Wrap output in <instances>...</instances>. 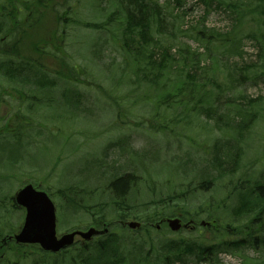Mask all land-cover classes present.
Segmentation results:
<instances>
[{
  "label": "rangeland",
  "instance_id": "1",
  "mask_svg": "<svg viewBox=\"0 0 264 264\" xmlns=\"http://www.w3.org/2000/svg\"><path fill=\"white\" fill-rule=\"evenodd\" d=\"M18 1L19 6L17 0H0V3L8 4L9 10L18 9V23L26 19L27 14L31 18L25 25V37L19 35L15 38L22 43V55L36 59L50 70L46 73L48 76H51L52 69L59 70L53 54L69 57L67 63L69 67H77L75 71L80 79L77 83L68 80L70 87L79 90L84 99L81 108L75 111L63 105L51 109V103L45 100L47 97L40 93L35 96L43 102L42 105L33 104L29 92L23 100L16 91L4 95V103L0 104V128L17 126L23 129V133H20L19 143L8 141L0 144V240L17 233L22 227L24 216L17 213L13 196L18 189L31 184L46 192L53 201L57 236L89 228L108 230L104 235L91 239L88 247L87 243L83 244L80 238H76L74 247L65 250L67 264H84L86 255L78 254V249L94 251L96 244L105 242L110 244L108 256L116 257L124 264H181L173 258L177 249L184 251L185 247L194 249L198 245L218 250L209 257V261H213L198 264H264V229L259 228L260 232L257 226L253 229L258 234L255 235L257 241L260 240L258 247H253L251 240L254 238L250 234H243L241 229L237 232L238 228H232L230 220L220 215L228 211L215 208L220 202L226 207L232 204L229 188L189 193L186 208L184 203H174L154 224L144 222L146 214L132 217L135 210L144 212L145 205L152 199L182 193L189 184H193L192 189L195 183L202 181L201 174L212 161L215 146L226 137L222 131L230 126L236 104L244 103L242 97L256 100L248 108L259 118L247 133H243V143L242 139L239 141L242 154L229 153L234 154L236 164L240 165L232 179L249 177L256 180L263 175L264 101L258 98L264 99V58L260 51V44H264L260 38L264 26L261 23L252 25L245 20L242 25H236L231 10L224 7L227 0H214L208 7L200 0H182L180 7L173 4L174 10L164 8L168 0H152L162 7L167 22L174 27L173 30L167 26V34L172 30L173 33L162 36V42L172 44L174 48L179 43L187 44L200 54L201 67L211 68L201 76L200 83L207 84V89L218 98L212 106L215 109L219 107L218 112L224 117L218 124L216 115L212 120L201 116L195 119L190 115L188 119L184 108H176L175 111L168 110L164 119L161 112H154L153 105H145L148 103L142 100L153 95L150 91L145 92L144 82H140L138 87L134 76H126L124 83L121 82L124 74L119 66L121 58L110 39L113 26H106L107 19L119 7L113 5V1ZM232 1L250 7H264V0ZM23 4H28L27 9L32 10H25ZM118 13V16L122 14ZM27 24L31 27L27 28ZM190 28L206 29L212 33L215 40L212 47L207 50L205 41L197 40L193 31L186 34L188 37L179 33V30ZM252 33L259 35L258 40L248 38ZM152 34H156L154 27ZM53 37L62 41L57 44L59 53L52 49ZM33 45L41 51L38 56L33 53ZM213 66L217 70L212 73ZM248 66L252 67L247 71L244 67ZM76 72L73 73L74 79H77ZM243 76L248 77L247 80L238 84ZM212 82L216 84L212 85ZM104 94L114 96L119 105H112ZM160 122L169 123L170 128L163 133L153 132L150 126ZM224 151L220 155H224ZM138 153L141 155L139 159L136 157ZM217 168L210 169L211 175L207 174V177L214 176ZM118 174H133L138 178L125 196L124 211L129 218L124 220L113 210L112 197L107 191L109 183ZM69 186L80 189L75 200L77 203L67 205V211L62 210L60 215L56 196L51 194ZM206 199L211 202L209 206L204 205ZM198 206L203 214L196 218L187 216V221H192L194 228L174 232L162 223L167 218L183 219L181 210L192 211ZM99 211L102 219L95 218ZM244 220L243 226L250 221L249 218ZM201 221L211 224L202 227ZM124 222L140 223L141 228L122 227ZM157 224L159 228L156 230ZM238 242V249L237 246L233 248ZM3 251H0V264H45L51 261L52 255L56 259L63 254L48 256L31 248ZM185 262L196 264L193 256H187Z\"/></svg>",
  "mask_w": 264,
  "mask_h": 264
},
{
  "label": "trees",
  "instance_id": "2",
  "mask_svg": "<svg viewBox=\"0 0 264 264\" xmlns=\"http://www.w3.org/2000/svg\"><path fill=\"white\" fill-rule=\"evenodd\" d=\"M13 2V0H11ZM113 5L116 4L118 10L111 14L106 21V26L112 25V39L115 43L117 53L120 55L121 63L119 64L121 72L124 73L121 76V82L124 83L126 76H134V82L140 87V82H144L146 91H150L153 95L143 97L142 100L145 105H153L154 112L160 114L165 119L166 112L170 109L175 111L176 108H184L189 115L195 119L198 117H204L207 120L214 119L217 116V124L223 120V115L218 112L219 107L216 109L212 105L218 99L214 97L213 92L207 89V84L200 83L203 75L208 73L211 68L201 67L200 54L196 50H192L187 44H180L174 48L172 44L163 43L162 36L173 33L174 27L167 22L162 7L158 5L156 1L152 0H111ZM182 0H168L164 8L174 10V6L180 7ZM207 7L213 4L214 0H200ZM224 7L231 10L233 19L236 25H242L244 20L252 25H259L261 23L264 26V7L258 8L253 6H246L244 3L227 0ZM10 2V0H7ZM17 5H21L17 0ZM233 3V4H232ZM28 4H23L25 10ZM242 6L243 9H240ZM245 8V9H244ZM13 9V8H12ZM18 9L9 10V5L0 3V104L4 103V97L9 93L16 91V93L24 98L27 92L30 94V100L35 105H42L35 94H44L47 102L51 103V109L63 105L66 108L72 110H79L82 105L83 94L77 89H71V84L68 80H74L76 83L80 81L78 72L75 71L77 67L68 65L69 57L58 56L57 53L52 55L54 62L58 63L59 70H51V76H48L46 67L41 66L36 59L27 58L22 55V43L18 41L19 35L24 38L26 35L25 25L31 19L27 17L20 23L17 22L16 14ZM118 12L122 14L119 15ZM117 17V18H116ZM117 21H116V19ZM35 24V23H34ZM246 24V23H245ZM170 25L173 30L167 34V26ZM31 27V24H27V28ZM155 28V35L152 34V28ZM239 27V26H237ZM20 28V30L18 29ZM202 31L198 28H190L188 30H179V33L186 35L188 32L193 31L197 40L205 41L206 49L209 50L212 47L213 40L212 33H209L206 29ZM260 32V31H259ZM258 32V34H259ZM258 36L252 33L248 38L258 40ZM185 37H188L186 35ZM261 39L264 40V33H262ZM62 41L53 37L51 39V46L54 52L60 51L57 47L58 43ZM221 42V41H220ZM222 44H226L227 42ZM222 47L227 45H220ZM260 51L264 58V44H260ZM33 53L38 56L41 51L33 45ZM252 66L244 67L247 71ZM217 68L213 66L211 72H216ZM239 70H243L240 69ZM76 72L77 79L73 78V73ZM202 76V77H201ZM264 77V74H262ZM248 77L243 76L237 81L241 84L247 80ZM130 80V79H128ZM211 83V81H210ZM83 84V83H81ZM216 82H212V85ZM10 88V89H9ZM99 88V87H98ZM55 92L57 94H55ZM5 95V96H4ZM107 101L112 105H119L117 99L114 96L104 94ZM129 98V97H127ZM244 103L238 105L234 111V115L231 118L230 126L227 130L222 131V134L226 137L218 145L215 146L214 156L208 168L201 174L200 183H195V186L191 188L193 184H189L184 192L174 193L172 196H167L162 199H152L150 204L145 205L144 212L133 211L132 217L137 218L138 214H146L145 223H156L162 219V212L166 208L174 203H184V208L187 207V196L189 193L194 192L207 193L214 190H224L229 188L231 193L232 204L229 207L224 206V203H217L215 208H224L228 212L220 213L222 218H226L229 221L232 228L243 229L244 220L249 218V224L258 225L263 222L264 218V173L256 180H252L249 177H241L233 180L232 177L236 174L240 165L236 164L234 154H242L240 147V139L251 128L254 121L259 117L251 111L252 103L256 100H249L246 97H242ZM261 102L264 99H259ZM257 100V101H258ZM264 104V103H263ZM81 108V107H80ZM152 114V113H151ZM161 118V117H160ZM246 119L243 121L242 119ZM159 121V120H158ZM28 123V122H27ZM28 126L27 124H22ZM151 130L155 133H163L170 128L169 123L160 122L158 125H151ZM23 129H19L15 126L11 129V126L4 125L0 128V144L7 143L8 141H14L19 143L21 141V134ZM20 137L18 138V136ZM25 136V135H24ZM238 137V138H235ZM241 142V141H240ZM224 151V155H220V152ZM231 151H235L234 154H229ZM136 157L139 159L141 155L138 153ZM218 167L215 171V175L207 177V174L211 175L210 169ZM138 178L133 174H125L123 176L116 175L115 178L109 183L107 191L112 197L113 210L119 214V217L124 220L129 218L128 214L124 211V199L128 193L129 187L133 186L137 182ZM230 180V182L228 181ZM77 186H69L65 189H57L51 196H56L58 201V210L61 215L62 210L67 211V205L72 206L76 204V198L79 196L80 189L77 190ZM72 194H69V193ZM212 198V197H211ZM210 198V200H211ZM117 200V203H115ZM227 200V199H226ZM204 205L209 206L211 202L208 199L205 200ZM178 204V203H177ZM203 204H201L202 206ZM203 208V207H201ZM102 210V208H100ZM200 211V212H199ZM184 221L187 220V216L190 218H196L199 214H203V210L200 207L190 210L183 209L180 211ZM210 212H214L210 210ZM99 213L95 214V218L102 219L103 216ZM205 213V211H204ZM162 214V216H161ZM186 216V217H185ZM96 219V221H97ZM260 219V220H259ZM210 220V219H209ZM244 222L242 223V221ZM104 222V220H100ZM96 222H94L95 224ZM240 227H238V226ZM99 226V225H97ZM236 226V227H235ZM229 228V226L227 227ZM249 230V229H248ZM260 232V231H259ZM254 233V231H253ZM256 234V233H254ZM89 243H87V247ZM240 242L235 243L233 248L238 249ZM254 247L257 244H253ZM93 248V247H91ZM180 249V248H179ZM177 249L174 254L175 261H180L181 264H187L185 258L192 257L198 264L199 262H208L211 254H216L218 250L214 247H207L204 245H198L194 249L184 248V251ZM110 250L109 242L104 244H96L94 251L78 249V254L86 255L83 260L84 264H124L121 261L116 260V257L108 256L107 252ZM61 257L54 259L51 257V264H67L65 259V251L62 252ZM118 258V257H117ZM54 259V260H53ZM119 259V258H118ZM168 262L169 259H167ZM213 260H210L211 262ZM173 263V262H172ZM35 264V263H34ZM75 264V262L71 263ZM170 264V263H168Z\"/></svg>",
  "mask_w": 264,
  "mask_h": 264
},
{
  "label": "water",
  "instance_id": "3",
  "mask_svg": "<svg viewBox=\"0 0 264 264\" xmlns=\"http://www.w3.org/2000/svg\"><path fill=\"white\" fill-rule=\"evenodd\" d=\"M15 202L26 209L24 224L20 232L13 237L17 244L38 245L40 249L57 253L71 246L76 236L84 241L93 236L102 235L105 231H97L89 228L86 232L74 231L61 237L56 235L55 207L51 200L43 192H37L31 186H26L15 194ZM168 227L176 232L182 227L187 228L189 223L181 225L179 219H167ZM202 226L206 224L201 223ZM128 227L135 229L138 223H129Z\"/></svg>",
  "mask_w": 264,
  "mask_h": 264
},
{
  "label": "flooded vegetation",
  "instance_id": "4",
  "mask_svg": "<svg viewBox=\"0 0 264 264\" xmlns=\"http://www.w3.org/2000/svg\"><path fill=\"white\" fill-rule=\"evenodd\" d=\"M15 202V201H14ZM15 204V203H14ZM15 207H16V211L18 214H20L21 216H24L25 218V215H26V210L25 208H23L22 206H19L18 204H15ZM264 218V216H262ZM260 220V219H259ZM258 227V232L263 230L264 229V220L262 223L256 225ZM255 225L252 224H245L244 227H243V234H250L252 236V239L251 240V245L252 243L254 244H258L259 241H257V236L255 235H258V234H254L253 233V229L256 227ZM261 230H260V229ZM249 229V230H248ZM21 230V228L18 230V232ZM17 232V233H18ZM17 233H14V234H10L8 236H6L5 238H2L0 240V251L1 252H4L3 250L5 249L6 250H9L11 248H16V249H25V248H31V249H38L39 251H41L42 253H44L45 255H48V256H51V253H48V252H44L42 251L38 246H33V245H20V244H16L14 239L12 238L13 236H15V234ZM243 241L245 242V244L247 245V242L246 240L243 239ZM248 246V245H247ZM253 246V245H252ZM254 247V246H253ZM258 247V246H256ZM248 248H251V247H248ZM45 264H51V261L50 262H46Z\"/></svg>",
  "mask_w": 264,
  "mask_h": 264
}]
</instances>
